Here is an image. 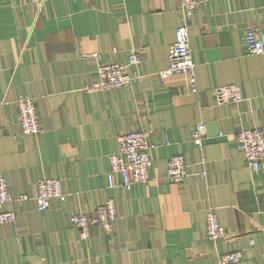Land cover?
Masks as SVG:
<instances>
[{"label": "crops", "instance_id": "1", "mask_svg": "<svg viewBox=\"0 0 264 264\" xmlns=\"http://www.w3.org/2000/svg\"><path fill=\"white\" fill-rule=\"evenodd\" d=\"M182 22L178 0H0V173L16 214L0 223V264H220L233 250L243 252L237 264H264V160L253 171L235 148L237 128L264 130V52L242 45L247 28L264 32V0H198L187 23L196 92L184 74L159 76ZM134 51L133 83L86 89L96 67L84 52L125 62ZM231 83L244 99L218 105L214 88ZM20 94L35 97V137L19 132ZM199 122L202 147L191 140ZM138 128L150 133L153 180L111 188L108 155L119 133ZM174 153L190 169L180 183L166 175ZM43 176L59 178L67 196L38 209ZM108 196L113 229L81 236L71 212L92 213ZM210 204L225 233L215 240L205 233Z\"/></svg>", "mask_w": 264, "mask_h": 264}, {"label": "built area", "instance_id": "2", "mask_svg": "<svg viewBox=\"0 0 264 264\" xmlns=\"http://www.w3.org/2000/svg\"><path fill=\"white\" fill-rule=\"evenodd\" d=\"M41 3L42 0H32ZM179 9L183 14V22L175 28V39L169 45L168 67L159 72L161 78L172 74H184L193 92L197 91L195 81V65L189 48L188 19L194 12L198 0H178ZM242 45L249 53L264 52V32L258 26L247 28L242 38ZM91 57L95 61L96 78L86 84L89 91L118 88L129 85L139 77L136 69L132 73L129 67H134L138 62L136 52L129 54L125 62L104 60L98 52H84L82 57ZM216 103L227 104L240 102L244 99L240 86L236 83L222 84L214 88ZM18 109L19 132L23 137H35L41 130L35 97L28 94H20L15 100ZM205 123H196L191 128V140L194 145L202 146ZM117 149L108 155L109 170L106 174L109 187L123 186L131 189L134 184L142 182L149 185L153 180L149 170L152 163L150 155V133L146 128L125 131L117 136ZM235 148L246 158L253 171L261 166L264 160V130L261 126H242L235 133ZM166 175L174 181L180 182L189 174V166L180 153L171 154L166 163ZM35 203L38 209H47L54 200L64 201L66 192L61 181L57 177L43 176L36 180ZM21 199H27V194H20ZM12 198V192L8 188L6 178L0 173V223L14 222L16 214L6 209L5 204ZM116 206L113 197L110 196L98 203L92 213L83 211L71 212L69 220L80 228V235L85 237L91 226H99L104 231H111L116 222ZM205 233L211 239L224 237V228L220 224L215 207L207 205L205 209ZM243 257L242 250L224 252L219 257L220 264H237Z\"/></svg>", "mask_w": 264, "mask_h": 264}, {"label": "rangeland", "instance_id": "3", "mask_svg": "<svg viewBox=\"0 0 264 264\" xmlns=\"http://www.w3.org/2000/svg\"><path fill=\"white\" fill-rule=\"evenodd\" d=\"M95 78H96V73H95ZM94 81V80H93ZM92 82V81H91ZM88 84V83H87ZM123 86H126V85H123ZM120 87V86H119ZM112 89H115V88H112ZM101 90H110V89H101ZM100 90V91H101ZM100 91H98V92H100ZM18 112V111H17ZM17 121H18V118H17ZM18 124H19V121H18ZM195 146H197V145H195ZM199 147V146H198ZM202 147V146H201ZM189 173H190V169H189ZM189 175V174H188ZM199 177L200 178H202L203 177V175L202 174H199ZM183 181V180H182ZM182 181H180V182H182ZM180 182H177V183H180ZM108 197H110V196H108ZM108 197H106L104 200H106ZM211 205V204H210ZM213 206V205H212ZM72 223V222H71ZM73 224V223H72ZM73 225H75V224H73ZM75 226H77V225H75ZM78 227V226H77ZM208 238H209V235L207 234L206 235ZM209 239H211V238H209ZM212 240H215V239H212Z\"/></svg>", "mask_w": 264, "mask_h": 264}]
</instances>
